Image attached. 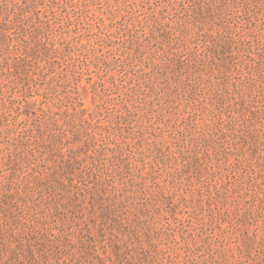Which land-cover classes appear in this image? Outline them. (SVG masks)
<instances>
[{
	"label": "rangeland",
	"instance_id": "obj_1",
	"mask_svg": "<svg viewBox=\"0 0 264 264\" xmlns=\"http://www.w3.org/2000/svg\"><path fill=\"white\" fill-rule=\"evenodd\" d=\"M0 264H264V0H0Z\"/></svg>",
	"mask_w": 264,
	"mask_h": 264
}]
</instances>
